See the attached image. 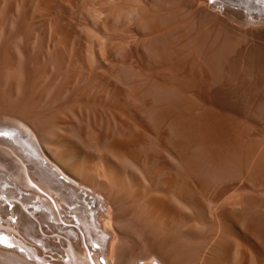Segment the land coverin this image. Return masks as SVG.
I'll return each instance as SVG.
<instances>
[{
    "label": "bare ground",
    "instance_id": "obj_1",
    "mask_svg": "<svg viewBox=\"0 0 264 264\" xmlns=\"http://www.w3.org/2000/svg\"><path fill=\"white\" fill-rule=\"evenodd\" d=\"M101 263L264 264V0H0V264Z\"/></svg>",
    "mask_w": 264,
    "mask_h": 264
},
{
    "label": "rangeland",
    "instance_id": "obj_2",
    "mask_svg": "<svg viewBox=\"0 0 264 264\" xmlns=\"http://www.w3.org/2000/svg\"><path fill=\"white\" fill-rule=\"evenodd\" d=\"M46 197L51 201V199H50L48 196H46ZM4 198H6V197L3 196V197L1 198V200H4ZM4 202H5V203H4ZM4 202L2 203V206H3V205H4L3 207H5V206L8 207V206H9V207H8V211H9V210L11 211L12 207H10V203H9V201H8V200H4ZM10 202H12V200H10ZM13 203L18 204L17 200H13ZM10 219H11V218H9V220H10ZM11 222H12L13 225H16V223H14V219H12ZM15 233H16V232H15ZM10 237H12V236H10ZM38 246L40 247V245H38ZM51 261H52V259H51ZM98 261L101 262L100 259H99ZM102 261H103V260H102ZM103 262H104V261H103ZM101 264H102V263H101Z\"/></svg>",
    "mask_w": 264,
    "mask_h": 264
}]
</instances>
